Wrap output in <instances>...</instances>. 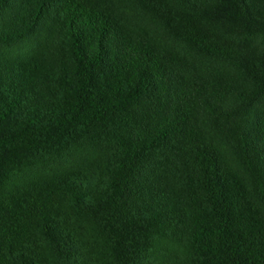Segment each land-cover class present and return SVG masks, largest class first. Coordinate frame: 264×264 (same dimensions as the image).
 Returning <instances> with one entry per match:
<instances>
[{
  "label": "trees",
  "instance_id": "obj_1",
  "mask_svg": "<svg viewBox=\"0 0 264 264\" xmlns=\"http://www.w3.org/2000/svg\"><path fill=\"white\" fill-rule=\"evenodd\" d=\"M127 1L0 0V186L111 157L0 190V264H264V0Z\"/></svg>",
  "mask_w": 264,
  "mask_h": 264
},
{
  "label": "rangeland",
  "instance_id": "obj_2",
  "mask_svg": "<svg viewBox=\"0 0 264 264\" xmlns=\"http://www.w3.org/2000/svg\"><path fill=\"white\" fill-rule=\"evenodd\" d=\"M128 10L127 24H131L136 32H141L142 28L147 29L150 33L154 34L157 40L166 41L164 44H170L171 46L186 50L185 46L174 40L165 30L164 26L158 20L152 18L147 13L143 12L137 7L132 1L128 0L125 4ZM35 43V39L32 40ZM30 45V42L27 44ZM5 47H0V51ZM5 50V49H4ZM11 52L7 51L8 54L14 55L20 50V46H14L9 48ZM229 66V65H228ZM252 95V94H250ZM253 96V95H252ZM264 111V95L258 96L253 102L250 109V127L256 129V124L261 118V114ZM95 156V157H92ZM111 159V157H103L99 151H92L89 149L82 150L80 148H74L64 154L57 155L53 158L41 161L35 165L29 166L25 169L12 172L8 174L4 182L0 186V190L6 191V189H13L17 186L25 185L36 179L44 178L55 173H65L67 170L77 168L80 164L88 162L89 160ZM160 245V251L151 258V264H165L168 262L183 264V258L186 256L185 250L181 247L178 250L176 247L169 244L168 241H163Z\"/></svg>",
  "mask_w": 264,
  "mask_h": 264
}]
</instances>
